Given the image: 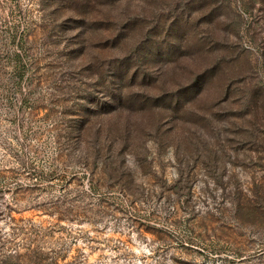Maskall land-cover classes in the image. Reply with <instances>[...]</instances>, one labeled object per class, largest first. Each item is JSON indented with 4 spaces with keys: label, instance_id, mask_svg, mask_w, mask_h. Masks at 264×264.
Listing matches in <instances>:
<instances>
[{
    "label": "rangeland",
    "instance_id": "rangeland-1",
    "mask_svg": "<svg viewBox=\"0 0 264 264\" xmlns=\"http://www.w3.org/2000/svg\"><path fill=\"white\" fill-rule=\"evenodd\" d=\"M0 264H264V0H0Z\"/></svg>",
    "mask_w": 264,
    "mask_h": 264
}]
</instances>
